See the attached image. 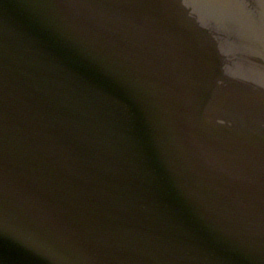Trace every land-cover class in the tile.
<instances>
[{
	"label": "water",
	"instance_id": "95a60500",
	"mask_svg": "<svg viewBox=\"0 0 264 264\" xmlns=\"http://www.w3.org/2000/svg\"><path fill=\"white\" fill-rule=\"evenodd\" d=\"M0 264H264V0H0Z\"/></svg>",
	"mask_w": 264,
	"mask_h": 264
}]
</instances>
